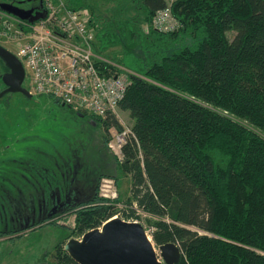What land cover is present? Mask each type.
I'll return each instance as SVG.
<instances>
[{
  "label": "trees",
  "instance_id": "trees-1",
  "mask_svg": "<svg viewBox=\"0 0 264 264\" xmlns=\"http://www.w3.org/2000/svg\"><path fill=\"white\" fill-rule=\"evenodd\" d=\"M73 1L66 0L69 8L92 14L97 51L121 45L120 66L133 73L120 105L136 138L118 159L132 180L123 220L139 222L134 206L150 216L154 244H176L179 264H264V0H174L181 28L173 33L152 26L167 0H140L139 26L121 13L101 14L96 5L111 0ZM3 68L1 61L0 78ZM90 117L102 125L107 146L112 128L123 131L114 116ZM104 179L118 181L100 175L94 196L62 214L75 217L65 242L116 216L120 201L101 196ZM57 217L28 230L59 225ZM28 230L0 231V239ZM64 244L56 264H77Z\"/></svg>",
  "mask_w": 264,
  "mask_h": 264
},
{
  "label": "rangeland",
  "instance_id": "rangeland-1",
  "mask_svg": "<svg viewBox=\"0 0 264 264\" xmlns=\"http://www.w3.org/2000/svg\"><path fill=\"white\" fill-rule=\"evenodd\" d=\"M18 1L24 5V10L33 11L34 16L43 15L34 0ZM116 1L96 6L101 14L106 11L109 16L117 17L116 13H121L126 20L136 19L135 26H139L138 21L144 17L139 9L141 1L123 0L118 6ZM172 1L167 0L168 5ZM73 3L80 5L81 0ZM5 23L11 24L13 34H17L18 22L10 16H3L0 20V43L17 54V42L11 43L9 38L2 37ZM140 27L145 33L149 32L146 24ZM228 37L233 40L235 33L230 32ZM123 53V47L119 45L104 51L103 56L120 65ZM29 84L30 78L27 77L24 86ZM3 87L0 78V89ZM8 100L9 105L4 104L6 99L0 105V231L28 230L56 213L60 224H47L28 230L22 237L0 241V264H39L47 253V261L56 263L52 255L60 244H64L75 218L72 216L67 221L61 218L62 214L69 207L92 198L99 176L104 174L118 177L117 183L102 182L100 194L109 199H119L120 203L115 205V217L123 219L122 211L129 208L127 203L131 198L132 180L119 170L118 159L122 160V155L115 154L106 145L102 125L93 122L89 115H79L47 96H34L29 100L17 94ZM118 115L121 118H115L123 129L133 127L134 120L128 111L120 109ZM117 133L112 128L111 138ZM103 185L110 188L102 191ZM65 207L67 209L63 210ZM134 208L138 212L139 223L145 226L151 237V217ZM82 237L77 233L69 240H81ZM155 247L160 254L159 246Z\"/></svg>",
  "mask_w": 264,
  "mask_h": 264
},
{
  "label": "built area",
  "instance_id": "built-area-1",
  "mask_svg": "<svg viewBox=\"0 0 264 264\" xmlns=\"http://www.w3.org/2000/svg\"><path fill=\"white\" fill-rule=\"evenodd\" d=\"M44 4L45 17L33 23L19 22L17 34H13L11 24L5 23L2 34L19 46L15 54L30 78L26 88L35 96L50 97L81 115L102 121L110 116L121 118L118 111L133 73L97 51V33L89 9L73 10L66 0H44ZM152 26L160 33L181 28L171 5L157 12ZM132 138L136 139L132 128L125 127L109 140L108 147L122 155L123 147ZM111 181L104 179L103 183ZM108 188L103 185L102 191Z\"/></svg>",
  "mask_w": 264,
  "mask_h": 264
},
{
  "label": "water",
  "instance_id": "water-1",
  "mask_svg": "<svg viewBox=\"0 0 264 264\" xmlns=\"http://www.w3.org/2000/svg\"><path fill=\"white\" fill-rule=\"evenodd\" d=\"M4 10L23 17L18 9L6 6ZM43 17L45 15L35 21ZM0 60L9 70L1 78L7 90L0 93V101L7 95L15 94H22L32 100L35 95L24 86L27 76L21 60L2 45ZM64 250L77 264H179L182 259L181 250L176 244L160 246L159 254L143 224L118 217L112 218L101 228L87 232L81 240H69Z\"/></svg>",
  "mask_w": 264,
  "mask_h": 264
},
{
  "label": "flooded vegetation",
  "instance_id": "flooded-vegetation-1",
  "mask_svg": "<svg viewBox=\"0 0 264 264\" xmlns=\"http://www.w3.org/2000/svg\"><path fill=\"white\" fill-rule=\"evenodd\" d=\"M28 2H30V0ZM34 2L36 3V6H38L41 9V11H43V15L42 16H44L45 13H46L45 12L44 0H34ZM20 5H22V4L18 0H0V20L2 19L3 16H7V17L10 16L13 20H15L16 22H18L17 27H20V24L21 23H19V22L35 21L38 17H40L39 15H37V16L35 15L36 16L35 17L34 14H33L34 13L33 11L24 10V5H22V7ZM6 6L7 7H11V8H15V9H18L20 11V14L23 17L22 18L21 17H17L15 15L11 14V13H7V11L4 10V7H6ZM0 45H2V46L5 47V45H3L1 43H0ZM1 61H0V66H1ZM3 71L4 72H3L2 75H4L5 73H8L9 72V70L7 69V67L6 68H3ZM5 90H7V87L4 85V87L2 89H0V93L3 92V91H5ZM15 95H17V94H15ZM20 95L23 97V99H26V97H24V95H22V94H20ZM10 97H12V95H7L5 98H3V99H6V101H5L6 103H4V104H6V105H9L10 104V100H8ZM3 99L0 101V105H2ZM65 209H67V208L65 207L63 210H65ZM55 215H58V213H56ZM73 228H74V226H73ZM1 232H6V231H1ZM9 232H15V231H9ZM17 237H18V235H12L11 237L0 239V241H4V240H8V239H13V238H17ZM54 255L55 254L52 255V258H53ZM48 259H49V256L47 257L46 261H44V262L53 263V262L47 261ZM42 263H43V261H42ZM53 264H56V263H53Z\"/></svg>",
  "mask_w": 264,
  "mask_h": 264
},
{
  "label": "crops",
  "instance_id": "crops-1",
  "mask_svg": "<svg viewBox=\"0 0 264 264\" xmlns=\"http://www.w3.org/2000/svg\"><path fill=\"white\" fill-rule=\"evenodd\" d=\"M173 1H174V0H173ZM173 1H172V2H173Z\"/></svg>",
  "mask_w": 264,
  "mask_h": 264
}]
</instances>
